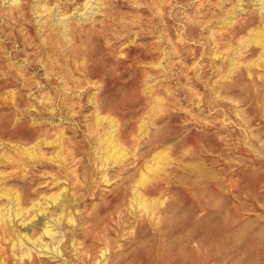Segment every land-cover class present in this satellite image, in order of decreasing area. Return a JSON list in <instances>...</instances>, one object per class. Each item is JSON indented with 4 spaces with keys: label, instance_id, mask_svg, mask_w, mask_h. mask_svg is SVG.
I'll list each match as a JSON object with an SVG mask.
<instances>
[{
    "label": "rangeland",
    "instance_id": "1",
    "mask_svg": "<svg viewBox=\"0 0 264 264\" xmlns=\"http://www.w3.org/2000/svg\"><path fill=\"white\" fill-rule=\"evenodd\" d=\"M263 256L264 0H0V264Z\"/></svg>",
    "mask_w": 264,
    "mask_h": 264
},
{
    "label": "bare ground",
    "instance_id": "2",
    "mask_svg": "<svg viewBox=\"0 0 264 264\" xmlns=\"http://www.w3.org/2000/svg\"><path fill=\"white\" fill-rule=\"evenodd\" d=\"M78 37H79V35H78ZM82 43V42H81ZM261 255V254H260ZM264 257V256H263Z\"/></svg>",
    "mask_w": 264,
    "mask_h": 264
}]
</instances>
